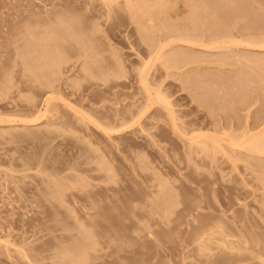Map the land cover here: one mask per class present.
<instances>
[{
    "label": "rangeland",
    "instance_id": "1",
    "mask_svg": "<svg viewBox=\"0 0 264 264\" xmlns=\"http://www.w3.org/2000/svg\"><path fill=\"white\" fill-rule=\"evenodd\" d=\"M107 1L0 0V264H264V0Z\"/></svg>",
    "mask_w": 264,
    "mask_h": 264
},
{
    "label": "bare ground",
    "instance_id": "2",
    "mask_svg": "<svg viewBox=\"0 0 264 264\" xmlns=\"http://www.w3.org/2000/svg\"><path fill=\"white\" fill-rule=\"evenodd\" d=\"M105 1V0H104ZM107 1V0H106ZM112 1V0H111ZM129 1V0H128ZM131 1V0H130ZM133 1V0H132ZM131 1V3H133ZM136 1V0H135ZM144 1V0H143ZM143 1H141L142 2V6L144 7V5H145V8H147L148 6H146V4H143ZM107 2H109V1H107ZM112 2H109V4H111ZM138 3V2H137ZM145 3V2H144ZM128 4V3H127ZM140 4V3H139ZM138 4V5H139ZM149 4V3H148ZM129 5V4H128ZM133 5H134V3H133ZM130 7H131V4L129 5ZM134 6H136V5H134ZM150 6V5H149ZM133 8V7H132ZM138 8V7H137ZM136 8V9H137ZM140 8V7H139ZM143 9V8H142ZM142 9H140V10H142ZM135 10V9H134ZM139 11V10H138ZM135 12H137V10L135 11ZM142 12V11H141ZM139 14V13H138ZM136 15V14H135ZM80 33V32H79ZM260 44H264V40L260 43ZM43 63V62H42ZM43 65V64H42ZM45 65V64H44ZM39 68V67H38ZM42 68V67H41ZM43 69V68H42ZM40 70V69H39ZM43 72V71H42ZM140 72H141V74L140 75H142L141 76V79L142 80H144L143 81V83L147 86V84L148 83H150L149 81V79H148V77H147V74H146V68H145V66H143L142 68H141V70H140ZM49 74V73H48ZM48 74H45V73H42V74H40L41 76H43V84H46L47 86H53V79L52 78H50V76L48 75ZM53 77V76H52ZM106 81V80H105ZM48 100L49 101H51L52 100V96H50V97H48ZM255 145H257L256 143H255ZM168 205V204H167ZM166 208V207H165ZM196 221V220H195ZM211 228H212V226H211ZM204 229V228H203ZM193 232V231H192ZM192 235V234H191ZM196 235V234H195Z\"/></svg>",
    "mask_w": 264,
    "mask_h": 264
}]
</instances>
